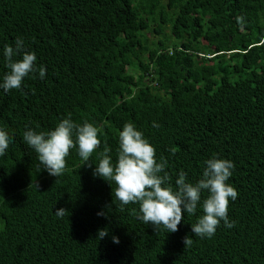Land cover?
<instances>
[{
    "label": "trees",
    "instance_id": "16d2710c",
    "mask_svg": "<svg viewBox=\"0 0 264 264\" xmlns=\"http://www.w3.org/2000/svg\"><path fill=\"white\" fill-rule=\"evenodd\" d=\"M18 37L46 75L0 88L12 138L0 156V264H264V0H0V83ZM69 114L100 129L92 162L105 140L115 161L129 121L167 158L173 185L181 170L198 181L213 153L233 161L234 226L201 238L191 227L202 207L174 233L139 220V204L109 211L110 183L76 148L64 174L49 175L23 133ZM60 207L71 211L57 217Z\"/></svg>",
    "mask_w": 264,
    "mask_h": 264
},
{
    "label": "clouds",
    "instance_id": "9594fccd",
    "mask_svg": "<svg viewBox=\"0 0 264 264\" xmlns=\"http://www.w3.org/2000/svg\"><path fill=\"white\" fill-rule=\"evenodd\" d=\"M3 55L8 71L3 76L0 88L5 92L21 88L22 81L29 75L38 73L41 79L46 75V67L36 63V53L28 51L20 37L16 39L15 47L10 44L4 46ZM153 126L159 125L154 122ZM23 139L36 152L43 170L57 177V180L64 174L70 150L76 148L84 165L89 168H92L93 163L96 165L93 176L110 183L113 201L106 208L110 211L115 201H119L117 206L120 211H124L129 204H139V211H132L143 223L152 225L156 232L162 229L167 233L178 231L184 213L193 215L198 207H202L203 214L191 227V233L195 236L212 237L221 221L228 228L235 224L228 217L229 198L234 201L238 196L236 188L228 183L235 165L216 153L204 162L203 173L198 181H190L187 172L181 170L173 185L172 176L167 171V158H157L155 146L131 121L126 122L118 134L115 161L110 154L112 149L105 140L103 150L97 154V162H92L90 158L101 146L100 129L88 120L75 122L71 114L51 130L28 128L23 133ZM11 140L8 132L0 128V156L5 155ZM169 151L175 155V148ZM205 191L208 195L201 202ZM69 210L57 208L56 215L63 218ZM107 214L103 210L97 213L100 216ZM108 234V227L99 229L97 239H103ZM112 239L114 243H119V237L113 236ZM183 242L186 247L193 241L186 235Z\"/></svg>",
    "mask_w": 264,
    "mask_h": 264
},
{
    "label": "rangeland",
    "instance_id": "374dc122",
    "mask_svg": "<svg viewBox=\"0 0 264 264\" xmlns=\"http://www.w3.org/2000/svg\"><path fill=\"white\" fill-rule=\"evenodd\" d=\"M159 37V36H158ZM158 37H155L153 40H157L158 39Z\"/></svg>",
    "mask_w": 264,
    "mask_h": 264
}]
</instances>
